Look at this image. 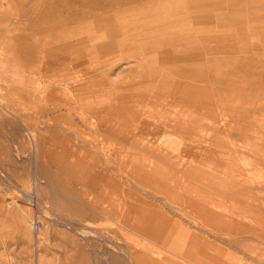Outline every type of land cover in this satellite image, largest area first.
I'll return each mask as SVG.
<instances>
[{"label": "rangeland", "instance_id": "1", "mask_svg": "<svg viewBox=\"0 0 264 264\" xmlns=\"http://www.w3.org/2000/svg\"><path fill=\"white\" fill-rule=\"evenodd\" d=\"M262 224L264 0H0V264H264Z\"/></svg>", "mask_w": 264, "mask_h": 264}, {"label": "bare ground", "instance_id": "2", "mask_svg": "<svg viewBox=\"0 0 264 264\" xmlns=\"http://www.w3.org/2000/svg\"><path fill=\"white\" fill-rule=\"evenodd\" d=\"M199 156H200V154H199ZM217 157V156H216ZM199 158V157H198ZM219 159V158H218ZM160 160V159H159ZM216 161V160H215ZM151 162L152 163H150L151 165H149L147 168H145V167H140L139 168V170L138 171H135V175H142V174H144V173H146L147 171H151V174H153V175H156V178L154 179H151V182H155V181H158L159 180V175H165V176H167L166 175V172L164 171V165L162 166V165H160V163H159V161H158V158H154V159H152L151 160ZM165 164H166V161L164 162ZM205 163V162H204ZM210 163V162H209ZM207 164V163H206ZM198 165V164H197ZM161 166V167H160ZM212 166L214 167V165L212 164ZM221 166L222 167H225L226 165L225 164H223V163H221ZM206 167H207V165H206ZM212 169V168H211ZM222 169H220V171H221ZM224 171H225V168H224ZM169 172V171H168ZM188 172H189V169H187V168H185V169H181L180 170V173L182 174V175H185V174H188ZM228 172V171H227ZM194 173H196L195 171H194ZM218 173H224V172H218ZM225 173H226V171H225ZM171 174V173H170ZM227 174V173H226ZM179 175V174H178ZM224 175V174H223ZM226 176V175H225ZM224 176V177H225ZM162 178L164 177V176H161ZM197 179V178H196ZM195 179V180H196ZM198 180V179H197ZM187 181H188V179H187ZM192 183H193V181H192ZM172 184H174V185H176V184H178L177 182H172ZM188 184V183H187ZM155 185V184H154ZM188 186V185H187ZM190 187V186H189ZM181 189H183V187H180ZM240 187L238 186L236 189H234V196H235V199H232V200H234V201H239L240 200V198H238L239 196L241 197V190L242 189H239ZM159 190V189H158ZM161 190V189H160ZM232 190V189H231ZM162 191V190H161ZM163 192V191H162ZM187 193L188 192H190V191H186ZM243 195V194H242ZM249 195V194H248ZM186 196V195H185ZM182 197V196H181ZM207 197V196H206ZM210 199V198H209ZM208 199V200H209ZM245 198L243 197V200H244ZM249 199H251V198H249ZM247 200V199H246ZM201 201V200H200ZM199 201V202H200ZM250 201V200H249ZM243 202V201H242ZM205 203V202H204ZM209 203V202H208ZM212 203V202H211ZM39 204V203H38ZM243 204V203H242ZM250 205V204H249ZM188 206V205H187ZM217 206V205H216ZM221 207V206H220ZM212 208V207H211ZM259 208V207H258ZM250 211V210H252V209H247V211ZM148 211H149V209H148ZM147 211V212H148ZM253 211L255 212L254 214H259L260 213V210L259 209H253ZM241 212V211H240ZM137 213V212H136ZM149 213V212H148ZM262 213V212H261ZM150 214V213H149ZM137 215V214H136ZM145 216H146V213H145ZM153 216V215H152ZM156 217H157V215H156ZM161 217V216H160ZM218 217V216H217ZM147 218V217H146ZM154 218V217H153ZM159 218V217H158ZM141 219V218H140ZM162 219V218H161ZM165 219V218H164ZM238 219V218H237ZM236 219V220H237ZM248 219V218H247ZM53 220V219H52ZM51 220V221H52ZM166 221V220H165ZM251 221V220H250ZM58 223V222H57ZM237 223V222H236ZM54 224H56V223H54ZM142 225H143V222L141 223ZM36 225V224H35ZM57 225H59V226H61V227H64V228H66V226L67 225H64V224H57ZM158 225V224H157ZM164 225V224H163ZM238 225V224H237ZM237 225H235V227H237ZM240 225V224H239ZM33 226V225H32ZM159 226V225H158ZM215 226V225H214ZM262 226H264L263 224H262ZM234 227V228H235ZM248 227V226H247ZM253 227V226H252ZM35 228V231H37L38 232V228H37V226H35L34 227ZM68 228V227H67ZM73 228V227H72ZM71 228V229H72ZM166 228H167V226H166ZM165 228V229H166ZM175 228V227H174ZM218 228V227H217ZM233 228V227H232ZM232 228H228V227H226V228H224V227H220L219 229H218V234H215L216 236H217V238L218 239H220V241H221V243H223V239H225V238H233L234 236H236V235H238L239 233L237 232V231H234ZM240 228V227H239ZM172 229V228H171ZM178 229V228H177ZM244 229V228H243ZM251 229V228H250ZM253 229V228H252ZM255 229V228H254ZM237 230V229H236ZM256 230H259V229H256ZM34 231V232H35ZM175 231H176V228H175ZM247 231H249V230H247ZM247 231H245V232H247ZM260 231V230H259ZM77 232V231H76ZM164 233L166 232V231H163ZM162 232V233H163ZM170 232V231H169ZM172 232V231H171ZM170 232V233H171ZM253 232V231H252ZM161 233V234H162ZM163 233V234H164ZM169 233V234H170ZM174 234V233H173ZM254 234V233H253ZM80 235V234H79ZM168 235V234H167ZM245 235H246V233H245ZM255 235V234H254ZM76 236H78V235H76ZM82 236V234L80 235V237ZM171 236V235H170ZM173 236V235H172ZM241 236V235H240ZM247 236V235H246ZM82 238V237H81ZM235 238V237H234ZM201 248V247H200ZM224 248H219V252L218 253H220V254H226L227 252H225V250H223ZM206 250V249H205ZM202 252H203V250H201ZM205 252V251H204ZM203 252V253H204ZM208 252V251H207ZM213 252H215V251H213ZM200 253V252H199ZM206 253V252H205ZM122 254V253H121ZM210 254L208 253L206 256H209ZM215 255V254H214ZM227 255V254H226ZM225 255V256H226ZM199 256H200V254H199ZM198 256V257H199ZM217 256V255H216ZM214 256V258H212L211 257V255H210V257L212 258V263H214L215 262V264H225V262H224V258H225V256ZM201 257V256H200ZM128 258V257H127ZM107 259V258H106ZM130 259V258H129ZM108 260V259H107ZM208 260V259H207ZM209 261V260H208ZM132 262V261H131ZM130 262V263H131ZM211 262V261H210ZM133 263V262H132Z\"/></svg>", "mask_w": 264, "mask_h": 264}, {"label": "crops", "instance_id": "3", "mask_svg": "<svg viewBox=\"0 0 264 264\" xmlns=\"http://www.w3.org/2000/svg\"><path fill=\"white\" fill-rule=\"evenodd\" d=\"M194 250V248H192V250H191V252H189V253H187V254H189V256H193L194 255V253L192 252ZM212 258H214L213 256H211ZM210 256H206V257H204L205 259H206V262H207V264H215V262L214 263H212V258H211ZM200 258L201 257H198V259L200 260ZM146 259V258H145ZM193 259H194V257H193ZM209 261H208V260ZM211 261V262H210ZM145 264H154L153 263V260L151 259V258H149V259H146L145 260Z\"/></svg>", "mask_w": 264, "mask_h": 264}]
</instances>
